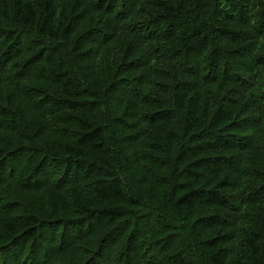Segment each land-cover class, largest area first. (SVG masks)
<instances>
[{
	"label": "trees",
	"instance_id": "1",
	"mask_svg": "<svg viewBox=\"0 0 264 264\" xmlns=\"http://www.w3.org/2000/svg\"><path fill=\"white\" fill-rule=\"evenodd\" d=\"M180 235L264 264V0H0V264H194Z\"/></svg>",
	"mask_w": 264,
	"mask_h": 264
},
{
	"label": "rangeland",
	"instance_id": "2",
	"mask_svg": "<svg viewBox=\"0 0 264 264\" xmlns=\"http://www.w3.org/2000/svg\"><path fill=\"white\" fill-rule=\"evenodd\" d=\"M211 4V3H210ZM212 6H214V2L209 6V12L208 14H206L207 18H210L211 15H212ZM206 16H204V18H206ZM212 40V39H211ZM213 42V41H212ZM213 46L214 48L215 47H218L220 49H224L227 53L226 57L224 56L225 60H224V63H227V62H230L231 64H233L232 62V59L230 58V54H232L233 52L229 51L228 50V47H224L220 44H217L214 42V44H210V46ZM209 45L207 46H202L201 50H205V51H208L209 48H210ZM69 54V53H68ZM210 62H207V63H202V68H203V71L207 72L209 69H211L212 71H215L214 70V67L212 65L209 64ZM221 67H224V65H222ZM220 69V67H218V70ZM222 70V69H221ZM204 72V73H205ZM216 72V71H215ZM217 73V72H216ZM218 74V73H217ZM6 101L5 103H3L5 106L9 107V108H12V106L9 104V95H7L6 97ZM171 218H167V220L165 221L166 223H169L171 224L172 226L176 225V226H179L181 221L178 220V218L176 219L175 217H177L176 215H172L170 216ZM132 218V219H131ZM162 218V217H161ZM129 219L133 220V217H129ZM163 219V218H162ZM128 221V220H127ZM174 223V224H173ZM127 224V223H126ZM124 224V226L126 225ZM135 226L137 224H134ZM116 227V226H115ZM110 230V229H108ZM181 236V241L179 242L180 244V250L184 253L187 261L189 262H193L194 264H197V263H201V264H204L202 262H205L204 259L198 254V249L201 251L200 247L197 245L196 242H194L193 240H191V237H189L188 235L187 236H184V235H180ZM189 237V238H188ZM188 238V239H187ZM190 239V240H189ZM145 247L142 248V254L144 253V255L146 254L145 251ZM107 252H109L107 250ZM127 252V251H126ZM106 252H103L102 254L100 255H104L105 256ZM141 254V256H143ZM93 255V254H92ZM99 255V253H98ZM96 256L97 257V264H143V263H147V261H144V260H141L139 259L140 257H136V255H132V256H128V253H126V255L124 254V258L122 257H119V252H116L114 254V256L112 258H117L118 256V260L116 261H111V262H106L104 261L102 258H98L99 256ZM148 255V254H147ZM104 256H101V257H104ZM148 257H150L148 255ZM202 258V259H200ZM150 261V260H149ZM86 262V261H85ZM83 262V263H85Z\"/></svg>",
	"mask_w": 264,
	"mask_h": 264
}]
</instances>
